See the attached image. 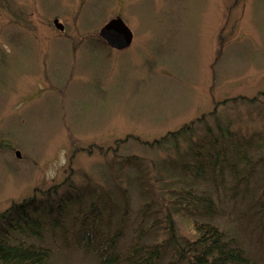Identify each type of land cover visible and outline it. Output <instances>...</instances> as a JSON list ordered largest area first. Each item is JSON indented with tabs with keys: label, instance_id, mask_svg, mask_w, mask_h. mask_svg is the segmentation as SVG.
<instances>
[{
	"label": "rangeland",
	"instance_id": "obj_1",
	"mask_svg": "<svg viewBox=\"0 0 264 264\" xmlns=\"http://www.w3.org/2000/svg\"><path fill=\"white\" fill-rule=\"evenodd\" d=\"M117 16L133 41L123 50L98 45L99 29ZM201 116L177 142L144 143ZM216 119L264 136V0H0V211L67 176L80 187L97 183L118 200L129 156L137 164L123 169L130 209L120 247L150 220L138 212V176L167 213L166 173L178 187L207 193L216 213L198 218L229 229L264 264V230L257 225L264 214V145L248 151L247 186L228 169L193 176L181 161L189 138L207 126L216 131ZM36 197L46 227L42 241H30L51 248L46 264H100L92 252L69 245L43 210L45 196ZM76 207L68 208L64 227ZM158 237L151 231L142 241Z\"/></svg>",
	"mask_w": 264,
	"mask_h": 264
},
{
	"label": "trees",
	"instance_id": "obj_2",
	"mask_svg": "<svg viewBox=\"0 0 264 264\" xmlns=\"http://www.w3.org/2000/svg\"><path fill=\"white\" fill-rule=\"evenodd\" d=\"M87 37L95 38V35ZM95 40L100 46L116 49L99 34ZM203 118L191 120L159 139L144 143L153 146L177 142L191 131L194 123L201 122ZM215 129L207 126L203 134L189 138L185 156L181 157L186 170L197 176L207 171L223 175L228 169L236 182H243L247 186L253 167L248 151L263 146L264 136L261 132L244 134L230 129L217 119ZM129 137L132 135H127L125 139ZM132 163L137 164L129 156L122 162L120 174L123 179L118 185V200L111 190L97 183L89 182L87 186L80 187L67 176L59 184L44 191L35 189L32 196L12 202L0 211V264H46L50 257V247L30 241L31 238L42 241L46 227L36 201L39 194L44 195L48 202L43 210L51 226L61 229L69 245L95 254L100 264H258L246 254L229 229L198 218H211L216 213L218 204L207 193L197 188L192 193L191 187H178L166 173L161 176L166 180V193L161 199L167 213L154 205L151 185L147 184L142 174L138 176L143 199L138 212L141 220L147 215L150 220L146 225L140 222L129 244L120 247L130 209V194L125 181L127 173L123 169ZM60 187L63 190L59 194ZM259 198L264 202V189ZM72 204L77 205L74 216L70 224L64 227L62 219ZM257 225L264 230V214ZM151 231L158 233L159 237L152 242L142 241Z\"/></svg>",
	"mask_w": 264,
	"mask_h": 264
},
{
	"label": "water",
	"instance_id": "obj_3",
	"mask_svg": "<svg viewBox=\"0 0 264 264\" xmlns=\"http://www.w3.org/2000/svg\"><path fill=\"white\" fill-rule=\"evenodd\" d=\"M53 24L58 30H63V24L57 19H53ZM98 34L108 44L116 49H123L127 47L133 38V33L125 24L121 17L111 18L98 31ZM15 155L20 157L19 151H15Z\"/></svg>",
	"mask_w": 264,
	"mask_h": 264
}]
</instances>
